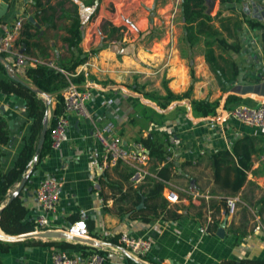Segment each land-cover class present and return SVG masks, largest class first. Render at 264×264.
<instances>
[{
  "label": "crops",
  "instance_id": "crops-1",
  "mask_svg": "<svg viewBox=\"0 0 264 264\" xmlns=\"http://www.w3.org/2000/svg\"><path fill=\"white\" fill-rule=\"evenodd\" d=\"M74 1L78 3L82 21L79 43L82 49L88 51L102 41L105 45L79 64L86 65L90 72V83L87 85L90 97L86 100L88 114L67 112V139L59 148L51 149L30 164V180L21 190L28 208L27 216L36 217L41 211L35 187L43 176L51 174L61 180L59 200L49 214L54 229L65 228L84 209L86 220L99 235L94 236L97 239L123 231L134 237L149 239L151 247L141 257L154 264H221L230 258L240 262L243 258L264 257V228L251 231L252 205L264 193V160L260 156L264 150V129L231 117L221 119L219 115L223 106L227 108L239 103L256 105L264 98V93L254 92L253 89L242 92L244 86H253L264 80L263 28L244 22L236 31L240 39L238 51L214 46L225 73L229 76L235 72L230 82L225 81V88H221L204 57L203 36L193 46L184 40L180 0H99L92 5L83 4V0ZM4 2L7 7L0 14V34L12 25L17 16L34 11L33 0H0V7ZM206 4L207 12L214 15L219 0H206ZM234 6L238 15L230 9H223L221 14L222 21L228 24L229 33L222 29L228 41L234 32L228 17L233 19L244 15L264 25V19L256 16L264 11V0H241ZM105 19L122 26L121 32L112 39H104L106 29L103 30L102 23ZM219 21L216 20L215 24L219 25ZM66 23L67 19H62L49 28L46 24L41 25L42 32L39 30L34 40L40 41L45 48L43 52L40 48H33V54L53 56L59 51L61 56H67L64 50L66 44L61 39ZM6 58L11 60L10 53ZM227 75L221 78L226 80ZM165 86L175 93L191 87L190 97L173 99L166 107H160L147 94L153 98L163 97ZM228 95L236 98H228ZM191 97L218 99V114L195 115ZM54 102L52 96L50 109ZM0 114L12 120L10 139L4 146L5 154L0 161L2 171H6L21 149L23 137L30 134L31 120L27 116L24 99L14 94L0 92ZM106 123L112 124V135L124 145L150 133H170L168 147L172 150L174 169L165 171L167 178L164 179L163 195L168 187L178 192L176 203L180 206V217L154 218L146 222L130 217L127 212L123 215L117 212L113 194L118 192L111 190L109 180L121 181L125 189L127 185L135 187L140 184L143 176L135 171L126 180L122 163L106 168L101 166L103 148L94 136L93 128ZM245 136L255 149L249 155L251 165L246 171V179L238 192L223 195L224 192L213 181L210 154L219 149L228 150L230 154L224 166L243 168L239 157H246ZM148 168L151 170L150 158ZM227 175L234 179L233 171ZM16 184L9 190L14 189ZM192 189L199 194L193 195ZM187 194L192 196L191 199ZM204 194L209 197L205 198ZM233 195L240 199L235 212L223 214L220 208L215 214L221 219L217 228L225 220L224 234L219 236L217 228H208L212 209L200 202ZM244 209L246 217L241 222ZM240 222L245 225L246 233L239 236L231 229V224L238 226ZM7 240L15 243L8 251L0 252L5 264H52L51 251L62 246L42 242H79L68 238L35 236ZM65 249L77 254L83 252L80 246ZM104 251L106 258L103 264H130L131 258L121 249L108 247Z\"/></svg>",
  "mask_w": 264,
  "mask_h": 264
},
{
  "label": "trees",
  "instance_id": "trees-1",
  "mask_svg": "<svg viewBox=\"0 0 264 264\" xmlns=\"http://www.w3.org/2000/svg\"><path fill=\"white\" fill-rule=\"evenodd\" d=\"M70 1V4H67ZM99 0H83V4L92 5ZM241 0H219V7L214 15L207 12L206 0H180V10L183 22L184 40L188 45L193 46L200 41V37L203 36L204 44V57L209 63L211 70L216 74L218 83L221 88H225V81L230 82L235 76L227 75L223 70L218 56L215 53L214 46L217 45L222 49H231L232 51H238L240 49V39L236 31L240 30L242 24L245 22L250 26H261V38L264 42V25L261 22L248 18L244 15L241 18L228 17L234 27V32L231 35V40L228 41L226 35L222 29L228 31V24L222 21L223 9H230L238 15V11L235 8V4ZM32 6L34 11L31 15L41 25L46 24V27H52L56 25L57 20L67 19V23L63 25L65 34L61 36L62 41L66 44L64 49L68 55L58 57L57 64L65 71H74L76 66L84 62L89 56L95 54L101 49L105 42H100L97 46L91 47L88 51H84L80 46L82 37V21L79 14L78 3L74 0H56L50 2V0H33ZM219 21V25L215 24L216 20ZM228 21V23L230 22ZM103 30L106 29L104 39H112L116 34L121 32L122 26L115 25L110 19H105L102 23ZM40 27H37L27 17L21 26L19 36L14 41V47L18 46L23 48V51L28 53H34L33 48H40L43 52L45 45L40 41L34 40L38 36ZM229 33V31H228ZM231 34V33H230ZM5 57L7 52H1ZM11 62V61H10ZM12 64V63H11ZM13 65V64H12ZM220 71V72H219ZM21 75L28 80L34 86L39 87L44 92L54 97V105L49 107L50 115L48 114L47 130L44 142L38 151V158L48 154L51 150L49 131L51 126L56 120V117L63 111V99L61 95L62 89L68 83V77L65 72L48 66L46 64L27 65ZM227 75L226 80L221 78ZM71 79L80 82L82 75L77 74L71 76ZM166 94L163 97L154 96L152 98L157 102L160 107H166L167 104L173 99H183L184 97H190L191 87L187 90L175 93L165 86ZM0 92L6 94H14L24 99V106L27 111V116L31 120L30 122V134L24 136V143L19 150L13 165L6 171H2L0 167V228L9 234H20L34 230L36 227L35 217H28V208L24 203L22 191L14 195L10 199V192L13 185L21 179L30 168L32 156L36 149L39 133L42 128V121L46 114L45 96L37 93L29 86L13 79L6 71L4 64L0 61ZM236 98L234 95H228V98ZM193 113L195 115H215L218 111L219 100L206 99V98H190ZM50 105V104H49ZM245 158L239 157V162L243 168L234 167V165L224 164L228 162L229 151L225 149H219L210 154L211 164L213 168V181L216 186L222 190L223 195L236 193L240 190L246 179V171L249 169L251 162L249 155L254 147L250 144L245 136ZM10 129L9 123L5 116L0 114V161L5 154L4 146L9 142ZM136 141H140L148 150L150 158V167L155 175H144L142 182L137 186L127 185L125 189L122 187V183L119 180H109L108 186L117 195L113 194L114 203H116L117 212L120 215L128 213L132 218H140L142 221L149 222L154 218L162 219H176L181 216L179 212L180 206L176 202H169L163 195V189L166 186L165 178L167 173L165 171H171L174 169V163L172 156V150L168 147L170 145V133L162 132L160 135L150 133L146 136H139ZM122 163V169L125 170L124 178L127 180L134 172L135 169L130 165ZM161 163L163 165L159 166ZM226 167V168H224ZM35 168V167H34ZM33 168V169H34ZM227 168H231L227 169ZM32 169V170H33ZM230 171L234 173V179H230L227 174ZM30 180V176L26 178L25 184ZM229 180V181H228ZM247 183H250L248 181ZM143 197V206L137 208V204ZM187 197L191 199V195L187 194ZM242 197V196H241ZM191 203V200H190ZM201 205H207L211 212V218L208 221L209 229H216L221 219L216 218L215 214L222 209L223 214H228V206L226 202V196H219L218 198H209L208 200H201ZM252 210L256 211L264 223V193L260 195L256 203H253ZM248 213V212H247ZM78 217V215H77ZM246 217V210H242L241 222H244ZM89 234L93 237H99V235L93 230L92 225L87 221ZM239 223L238 226L231 224V229L242 235L246 233L245 225ZM121 233V232H120ZM116 233L110 236L104 237L103 240L106 243L119 245V235ZM14 241L0 238V252L8 251L13 245ZM45 245H61L58 248H68L72 246H80L81 251L87 252L85 248H94L101 252H105L102 246H95L91 244H84L81 242H68L65 240H49L42 242ZM85 250V251H84ZM70 252V251H69ZM0 264H5L0 257ZM130 264H139L138 262L130 259ZM221 264H264V257L262 258H243L238 262L235 259H226Z\"/></svg>",
  "mask_w": 264,
  "mask_h": 264
},
{
  "label": "built area",
  "instance_id": "built-area-1",
  "mask_svg": "<svg viewBox=\"0 0 264 264\" xmlns=\"http://www.w3.org/2000/svg\"><path fill=\"white\" fill-rule=\"evenodd\" d=\"M27 17L28 15L17 16L12 25L0 34V53H10V61L18 72H23L27 65L46 64L66 73L68 83L61 91L64 109L58 114L49 131L50 147L51 149H56L67 139L69 125L67 112H74L77 115L88 114L86 100L90 97V91L87 88L88 83H90V72L88 67L84 64L77 65L75 70L71 72L65 71L59 67L57 64V59L60 55L59 51L55 52L53 56H38L14 47V41ZM77 74L82 75V80L80 82L71 79V76ZM48 114L50 115V111ZM219 115L221 119L231 117L245 124L264 129V98L256 105L239 103L227 108L223 106L219 111ZM111 130L112 124L110 123L95 125L93 128V134L101 142L103 148L101 166L106 168L117 162H123L133 167L135 171L139 172L143 177L146 174L155 175V173L148 168L149 154L147 148L140 141L136 140L132 141L129 145H124L117 136L112 135ZM260 156L262 160H264V150ZM60 190L61 180L54 175L48 174L38 181L35 187V196L41 211L35 217L36 228L32 231L52 228L49 214L54 210L59 200ZM191 193L193 195L199 194L196 189H192ZM164 195L169 202H176L178 200V192L169 187L165 190ZM204 197L208 198L209 195L204 194ZM239 200L237 195L226 196L228 214L235 212ZM209 220L210 217L208 218V221ZM263 228L264 223L260 215L252 210L251 231ZM61 229L78 236H91L89 234L86 222V211L84 209L80 210V216L77 219ZM201 230H203V228H201ZM119 242V245L106 243L102 245V248H119L129 256L143 259L141 256L151 247L149 239L145 237H134L124 231L119 235ZM105 258L106 256L103 252L95 250L94 248L87 249V252H80L78 254L69 252L65 248L53 249L51 251L52 264H103Z\"/></svg>",
  "mask_w": 264,
  "mask_h": 264
},
{
  "label": "water",
  "instance_id": "water-1",
  "mask_svg": "<svg viewBox=\"0 0 264 264\" xmlns=\"http://www.w3.org/2000/svg\"><path fill=\"white\" fill-rule=\"evenodd\" d=\"M7 7V4L4 2L2 7H0V14L4 11V9ZM256 10V9H255ZM257 17H259L260 19L263 18L264 19V11H262L261 13H258L256 15ZM28 18L30 21H32L37 27H40V24L34 19V17L29 14ZM40 32H42V29H40ZM20 50H23V48H20ZM0 61L4 64L5 69L7 71V73L15 80L29 86L30 88H32L34 91H36L37 93L42 94L43 96H45V104H46V114L43 118L42 121V128L40 130L39 133V137H38V141L36 144V149L35 152L32 156V161L36 160L37 156H38V151L41 148L45 136H46V130H47V122H48V112H49V104L51 102V96L49 94H47L46 92H44L42 89H40L37 86H34L33 84H31L28 80H26L21 73H19L14 66L11 64V62L0 53ZM253 89L254 92H260V93H264V80H262L261 82H259L258 84H255L253 86L248 85V86H244L242 92L246 91V90H250ZM8 123L9 126H12V120L8 119ZM30 167L28 169V171H26V173L21 177V179L19 180V182H17L16 186L14 187V189L11 190L10 192V196L8 199H10L11 197H13L14 195L18 194L19 191H21L24 188V184L26 181V178L29 175V171H31ZM144 204L143 202V197L141 198L140 202L137 204V208L142 207ZM2 207V206H1ZM1 207H0V211H1ZM224 225H225V220H223L220 224V226L217 228V234L219 236H223L224 234ZM0 229V238L2 239H19V238H25V237H59V238H68V239H73L79 242H84V243H88L91 245H95V246H102L104 245V241L101 239H97L95 237L89 236V237H85V236H78L72 233L67 232L64 229H54V228H48L45 230H35V231H28V232H23L20 234H9V233H5L4 231H2ZM129 256V255H128ZM129 258L133 259L134 261L138 262L139 264H154L151 263L149 261L143 260L141 258L138 257H132L129 256Z\"/></svg>",
  "mask_w": 264,
  "mask_h": 264
},
{
  "label": "rangeland",
  "instance_id": "rangeland-1",
  "mask_svg": "<svg viewBox=\"0 0 264 264\" xmlns=\"http://www.w3.org/2000/svg\"><path fill=\"white\" fill-rule=\"evenodd\" d=\"M67 4H70V1H67ZM109 5H111V4H109ZM239 8V7H238ZM157 33H158V31H157Z\"/></svg>",
  "mask_w": 264,
  "mask_h": 264
}]
</instances>
